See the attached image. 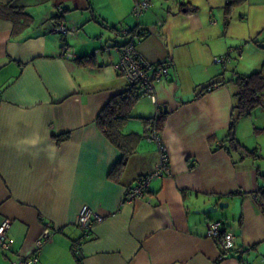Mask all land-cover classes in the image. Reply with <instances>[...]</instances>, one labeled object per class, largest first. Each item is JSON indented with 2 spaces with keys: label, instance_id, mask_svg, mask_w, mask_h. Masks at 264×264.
I'll return each mask as SVG.
<instances>
[{
  "label": "crops",
  "instance_id": "1",
  "mask_svg": "<svg viewBox=\"0 0 264 264\" xmlns=\"http://www.w3.org/2000/svg\"><path fill=\"white\" fill-rule=\"evenodd\" d=\"M149 1L137 19L133 0H0L30 17L16 29L0 15V224L10 221L0 264L31 254L47 222L52 231L37 264H264V105L236 121L240 147L226 140L236 91L230 80L264 73V0H239L228 13V0ZM59 21L76 27L65 42L70 59L61 56ZM137 27L145 32L138 53L167 62L170 77L154 82V100L140 96L122 126L138 139L115 181L108 175L122 152L95 119L128 82L115 68L120 52L104 47L126 43ZM93 53L86 65L76 63ZM221 55L230 61L215 63ZM156 113L172 173L124 202L157 161L145 140ZM244 119L254 121L253 145L240 139ZM219 202L228 205L197 211ZM83 204L101 219L77 261L71 245L82 236L76 218ZM217 220L242 253L223 252L207 236Z\"/></svg>",
  "mask_w": 264,
  "mask_h": 264
},
{
  "label": "built area",
  "instance_id": "2",
  "mask_svg": "<svg viewBox=\"0 0 264 264\" xmlns=\"http://www.w3.org/2000/svg\"><path fill=\"white\" fill-rule=\"evenodd\" d=\"M150 7L149 0H133L131 14L135 18ZM61 13V8H58ZM54 31L60 35L62 42L61 56L70 59L73 57L72 52L66 47V37L75 33L76 27L68 26L63 21L57 22L54 26ZM119 32L123 35L129 31L121 28ZM131 38L122 45L110 44L105 46L104 50L110 49L120 52L119 60L115 65L116 71L124 76L128 82V87L136 85L140 87V96L155 99L154 82L159 80H168L170 77L169 66L167 62L150 63L143 59L137 51V44L140 38L145 34L144 30L137 27L130 31ZM230 61L228 55L214 57V62L220 65H225ZM145 140L152 143L156 147L157 161L153 169L136 178L134 184L126 190L123 201L131 203L136 199L142 198L147 192V188L151 181L162 177L170 176L172 173L168 150L162 141L159 124L158 113L151 117L148 121L147 133ZM101 218L86 204H83L77 214L76 225L81 229L82 236L72 242L71 251L77 261H81L84 256V240L88 239L91 234L94 223ZM10 225L8 219H4L0 224V246L4 250H9V245L6 241V231ZM52 231L51 225L47 222L44 224L42 232L34 242L33 252L26 256H18L12 260L11 264H37L40 250L44 243L49 239ZM207 236L213 238L218 243L223 252L237 251L242 253L244 248L238 246L235 241L233 232L226 228L221 220L211 221L207 225ZM240 264H252L244 259H241Z\"/></svg>",
  "mask_w": 264,
  "mask_h": 264
},
{
  "label": "trees",
  "instance_id": "3",
  "mask_svg": "<svg viewBox=\"0 0 264 264\" xmlns=\"http://www.w3.org/2000/svg\"><path fill=\"white\" fill-rule=\"evenodd\" d=\"M239 2V0H228L225 11L228 13L234 4ZM0 15L10 17L16 29L27 25L30 18L22 8H14L6 4H0ZM93 55L94 53L89 56L79 57L75 61L78 65H86ZM230 81L234 84L236 91L234 93L235 101L232 106L226 140L231 147L238 148L240 144L234 135L236 121L240 117L251 113L255 108L264 105V73L260 69L249 74H236ZM214 83H218V81L203 85L197 94L205 93ZM139 92V86H129L124 91L113 96L100 110L95 119L99 131L122 152L121 158L115 163L108 175L115 181L120 179L130 155L134 152L133 143L138 139L136 133H124L122 126L131 117L132 109L140 98ZM261 206L264 208V203Z\"/></svg>",
  "mask_w": 264,
  "mask_h": 264
},
{
  "label": "rangeland",
  "instance_id": "4",
  "mask_svg": "<svg viewBox=\"0 0 264 264\" xmlns=\"http://www.w3.org/2000/svg\"><path fill=\"white\" fill-rule=\"evenodd\" d=\"M241 124L242 125L240 128H241L242 136H240V139H241L242 143L246 142V143H251L253 145V143L255 141L254 140L255 137H254L253 133H251V132H252V129L254 128V126H253L254 121L251 119H244V121H242Z\"/></svg>",
  "mask_w": 264,
  "mask_h": 264
},
{
  "label": "water",
  "instance_id": "5",
  "mask_svg": "<svg viewBox=\"0 0 264 264\" xmlns=\"http://www.w3.org/2000/svg\"><path fill=\"white\" fill-rule=\"evenodd\" d=\"M227 205V202H219L217 204L209 205L206 208L198 209L197 211L201 213H211L215 212L218 208H225Z\"/></svg>",
  "mask_w": 264,
  "mask_h": 264
}]
</instances>
